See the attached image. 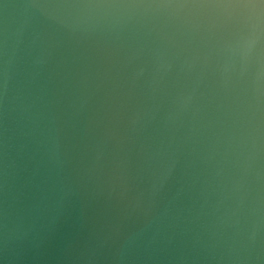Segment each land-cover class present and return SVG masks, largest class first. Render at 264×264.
I'll list each match as a JSON object with an SVG mask.
<instances>
[{
  "label": "water",
  "instance_id": "water-1",
  "mask_svg": "<svg viewBox=\"0 0 264 264\" xmlns=\"http://www.w3.org/2000/svg\"><path fill=\"white\" fill-rule=\"evenodd\" d=\"M0 264H264V0H0Z\"/></svg>",
  "mask_w": 264,
  "mask_h": 264
}]
</instances>
